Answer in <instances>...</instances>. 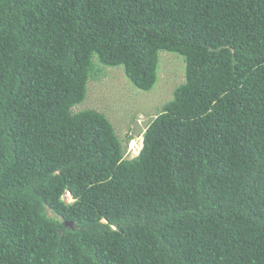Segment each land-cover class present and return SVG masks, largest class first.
Here are the masks:
<instances>
[{"label": "trees", "instance_id": "1", "mask_svg": "<svg viewBox=\"0 0 264 264\" xmlns=\"http://www.w3.org/2000/svg\"><path fill=\"white\" fill-rule=\"evenodd\" d=\"M161 51L185 80L123 159L90 88ZM0 264H264V0H0Z\"/></svg>", "mask_w": 264, "mask_h": 264}, {"label": "rangeland", "instance_id": "2", "mask_svg": "<svg viewBox=\"0 0 264 264\" xmlns=\"http://www.w3.org/2000/svg\"><path fill=\"white\" fill-rule=\"evenodd\" d=\"M160 55L161 65L159 80L156 87L151 92L146 93L145 91L137 89L125 74L124 76L127 82L122 89H119V93L115 95L110 94V97L108 95V97L103 100H100L98 96L101 95V90L96 93L97 84H94L90 88V94L93 95V97L89 99L88 105H95L98 107L106 105L107 111L109 109L112 116H115V119L119 116H123L122 124L120 125L122 135L138 132L146 128L149 122L155 118L164 102L171 97L175 88L185 79V63L182 57L176 53L167 51H161ZM110 68H119L123 71L122 66ZM112 98L118 106L103 103ZM129 106L133 108V111H130ZM138 120L140 122H138Z\"/></svg>", "mask_w": 264, "mask_h": 264}, {"label": "clouds", "instance_id": "3", "mask_svg": "<svg viewBox=\"0 0 264 264\" xmlns=\"http://www.w3.org/2000/svg\"><path fill=\"white\" fill-rule=\"evenodd\" d=\"M161 55H160V65H161ZM185 69H186V65H185ZM123 71H124V69H123ZM123 71L121 69L119 71L108 74V81L118 91H119V89H122L123 86L125 85V83L127 82V80L125 79V76H124V74L126 76H127V74H126V72H123ZM159 75H160V71H159ZM127 78H128V76H127ZM102 89L107 90L105 86L102 87ZM97 92H99V89H96V93ZM101 93H102V91H101ZM112 95H115V94H112ZM138 122H140V121L138 120ZM147 128H148V126L146 128H144L143 130H140L138 132L129 133V134L125 135V136H127V135L134 134V136L127 141L126 151L124 153L123 159L132 160V159H137L140 156V153H141L142 149L144 148L145 132H146ZM108 167H110V164H108ZM66 197L71 198V195L70 194H68L67 196L65 195L64 198H66Z\"/></svg>", "mask_w": 264, "mask_h": 264}]
</instances>
